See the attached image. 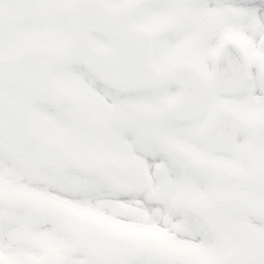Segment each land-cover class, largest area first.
Here are the masks:
<instances>
[{
    "label": "snow or ice",
    "instance_id": "obj_1",
    "mask_svg": "<svg viewBox=\"0 0 264 264\" xmlns=\"http://www.w3.org/2000/svg\"><path fill=\"white\" fill-rule=\"evenodd\" d=\"M0 264H264V0H0Z\"/></svg>",
    "mask_w": 264,
    "mask_h": 264
}]
</instances>
